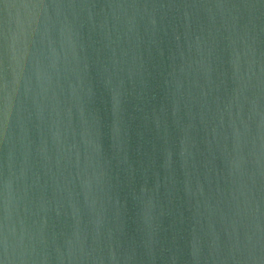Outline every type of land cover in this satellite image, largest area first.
Masks as SVG:
<instances>
[{
    "label": "water",
    "instance_id": "water-1",
    "mask_svg": "<svg viewBox=\"0 0 264 264\" xmlns=\"http://www.w3.org/2000/svg\"><path fill=\"white\" fill-rule=\"evenodd\" d=\"M0 264H264V0H0Z\"/></svg>",
    "mask_w": 264,
    "mask_h": 264
}]
</instances>
